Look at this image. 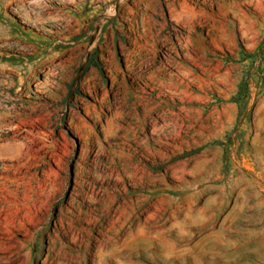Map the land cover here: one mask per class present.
Segmentation results:
<instances>
[{
  "label": "rangeland",
  "instance_id": "1",
  "mask_svg": "<svg viewBox=\"0 0 264 264\" xmlns=\"http://www.w3.org/2000/svg\"><path fill=\"white\" fill-rule=\"evenodd\" d=\"M0 264H264V0H0Z\"/></svg>",
  "mask_w": 264,
  "mask_h": 264
},
{
  "label": "trees",
  "instance_id": "2",
  "mask_svg": "<svg viewBox=\"0 0 264 264\" xmlns=\"http://www.w3.org/2000/svg\"><path fill=\"white\" fill-rule=\"evenodd\" d=\"M238 99H239V96H236V97L233 98V100H235V101L238 100Z\"/></svg>",
  "mask_w": 264,
  "mask_h": 264
}]
</instances>
